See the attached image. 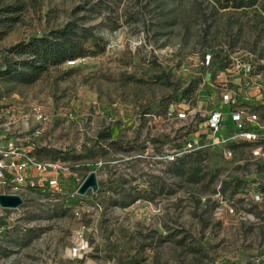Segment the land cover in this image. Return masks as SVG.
Segmentation results:
<instances>
[{
	"label": "rangeland",
	"instance_id": "rangeland-1",
	"mask_svg": "<svg viewBox=\"0 0 264 264\" xmlns=\"http://www.w3.org/2000/svg\"><path fill=\"white\" fill-rule=\"evenodd\" d=\"M5 5L15 11L0 15V70L29 54L20 43L68 21L90 51L0 71V148L12 141L67 168L56 187L27 183L20 205H0V264H264V160L243 143L225 156L200 134L232 54L264 73V0ZM91 171L96 188L79 193Z\"/></svg>",
	"mask_w": 264,
	"mask_h": 264
},
{
	"label": "built area",
	"instance_id": "built-area-1",
	"mask_svg": "<svg viewBox=\"0 0 264 264\" xmlns=\"http://www.w3.org/2000/svg\"><path fill=\"white\" fill-rule=\"evenodd\" d=\"M219 74L222 76L219 82L221 105L206 116L200 134L207 136L209 143L220 145L225 156L232 155L229 142L243 143L249 147L254 158L264 160V121L254 108L258 102L242 100L239 95L242 89H248L249 99L251 93L256 94L262 90L264 73L257 70L246 52H236L230 56ZM230 82L234 87L228 88ZM257 101L262 103L264 98H258ZM42 117V112L36 114L37 119ZM227 119L231 121L232 128L222 134L220 129ZM0 152L5 156V160L0 158V186L10 188V191L3 193H17L27 183L32 186L46 183L56 187L59 173L67 171L58 159H40L28 151L19 152L16 143L12 141L7 142L5 148H0ZM27 170L33 172V176L36 175L34 179L26 175ZM5 171L9 172L8 176Z\"/></svg>",
	"mask_w": 264,
	"mask_h": 264
},
{
	"label": "trees",
	"instance_id": "trees-1",
	"mask_svg": "<svg viewBox=\"0 0 264 264\" xmlns=\"http://www.w3.org/2000/svg\"><path fill=\"white\" fill-rule=\"evenodd\" d=\"M220 8H241L252 6L257 0H212ZM0 15L5 12H13L9 5L0 8ZM22 49L29 48V54L19 60V66H12V59H4L1 63V72L9 74L11 71L28 68L34 72L43 71L48 66L62 63L68 59L84 56L89 52L87 39L79 34L75 21H68L62 27L51 29L41 36H33L27 42L20 43ZM15 62V61H14Z\"/></svg>",
	"mask_w": 264,
	"mask_h": 264
},
{
	"label": "water",
	"instance_id": "water-1",
	"mask_svg": "<svg viewBox=\"0 0 264 264\" xmlns=\"http://www.w3.org/2000/svg\"><path fill=\"white\" fill-rule=\"evenodd\" d=\"M96 178L94 172H89L78 187L79 193L86 192L89 188H96ZM22 203V198L17 193L0 192V205L4 207H16Z\"/></svg>",
	"mask_w": 264,
	"mask_h": 264
},
{
	"label": "crops",
	"instance_id": "crops-1",
	"mask_svg": "<svg viewBox=\"0 0 264 264\" xmlns=\"http://www.w3.org/2000/svg\"><path fill=\"white\" fill-rule=\"evenodd\" d=\"M258 98H259L258 95H256L255 93H251V96H250L248 101L257 103V99ZM231 128H232L231 121L229 119H227V121L225 122V125L220 129V132H222V134L228 133ZM25 173L29 177H33L34 178L36 176V175L33 176L34 173L31 172L30 170L26 171Z\"/></svg>",
	"mask_w": 264,
	"mask_h": 264
}]
</instances>
